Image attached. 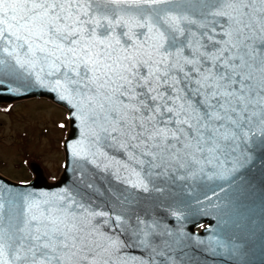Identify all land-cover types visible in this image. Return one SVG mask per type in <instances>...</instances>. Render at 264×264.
Segmentation results:
<instances>
[{
    "label": "snow or ice",
    "instance_id": "snow-or-ice-1",
    "mask_svg": "<svg viewBox=\"0 0 264 264\" xmlns=\"http://www.w3.org/2000/svg\"><path fill=\"white\" fill-rule=\"evenodd\" d=\"M174 3L0 0V66L49 65L56 87L82 98L93 146L122 150L129 182L145 190L137 167L196 176L212 161L235 168L250 142L264 143V0L160 7ZM44 196L26 202L21 225L0 224V264H101L109 248L87 222L103 213Z\"/></svg>",
    "mask_w": 264,
    "mask_h": 264
},
{
    "label": "water",
    "instance_id": "water-1",
    "mask_svg": "<svg viewBox=\"0 0 264 264\" xmlns=\"http://www.w3.org/2000/svg\"><path fill=\"white\" fill-rule=\"evenodd\" d=\"M160 7L182 11L189 5L175 0ZM4 59L0 102L50 98L69 109L71 131L65 143L66 165L57 182L49 183L36 167L37 177L28 184L0 175V224L21 225L28 200L69 194L90 213H103L87 222L92 238L109 248L101 251V264L104 260L108 264H264V143L260 138L247 145L235 168L232 162L212 161L204 165L206 174L173 170L166 177H144L133 165L141 171L147 190L133 187L121 167L129 163L126 154L103 142L93 146L94 125L83 111L82 98L56 87L55 81L62 79L59 74L49 75L51 69L44 62L20 68L14 59ZM203 224L208 225L196 231ZM108 237L119 247H109Z\"/></svg>",
    "mask_w": 264,
    "mask_h": 264
},
{
    "label": "rangeland",
    "instance_id": "rangeland-1",
    "mask_svg": "<svg viewBox=\"0 0 264 264\" xmlns=\"http://www.w3.org/2000/svg\"><path fill=\"white\" fill-rule=\"evenodd\" d=\"M67 111L48 99L0 104V172L22 182L33 178L31 165L40 163L49 180L60 177Z\"/></svg>",
    "mask_w": 264,
    "mask_h": 264
}]
</instances>
